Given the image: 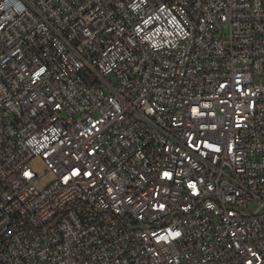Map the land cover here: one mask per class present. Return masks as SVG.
Returning <instances> with one entry per match:
<instances>
[{"label":"built area","instance_id":"built-area-1","mask_svg":"<svg viewBox=\"0 0 264 264\" xmlns=\"http://www.w3.org/2000/svg\"><path fill=\"white\" fill-rule=\"evenodd\" d=\"M0 264H264V0H0Z\"/></svg>","mask_w":264,"mask_h":264}]
</instances>
